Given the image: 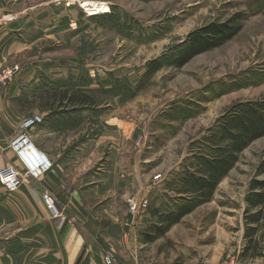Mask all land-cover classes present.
Here are the masks:
<instances>
[{"label": "rangeland", "instance_id": "1", "mask_svg": "<svg viewBox=\"0 0 264 264\" xmlns=\"http://www.w3.org/2000/svg\"><path fill=\"white\" fill-rule=\"evenodd\" d=\"M45 2L50 7L45 5L43 9L53 8L59 15L53 18V23L61 24L70 13L67 19L70 31L44 33L38 38L22 34L18 40L21 31L13 30L12 38L18 43H28L29 47L14 54L10 65L0 70V78L4 69L18 64L39 59L42 65L46 59H59V63H53L54 67L70 66L74 70L69 68L68 73H61L64 76L59 84L42 78L43 89L39 92L56 91L55 86L60 87L57 91H81L95 106L52 112V115L66 113L77 123L76 129L64 133L66 136L60 141L45 135L37 144L43 143V149L55 154H68L73 143L78 146L87 138L96 137L102 143H93L92 149L89 148L96 161L84 162L82 166V170L95 171L100 163L98 157L108 152L116 130L122 128V133L138 136L137 158L142 162H133V166L120 172L123 181L131 177L132 187L119 191L115 205L105 200L97 207L108 206L109 211L129 215V201L135 202V213L124 223L128 232L124 240L129 249L124 256L133 263L137 260L164 264L229 261L243 264L238 256L245 245V200L250 182L264 180V172L259 174L264 163V137L238 153L237 161L207 201L182 193L186 186L181 178L199 171L201 155L211 154L214 146L210 137L216 140L221 137L222 119L236 104L264 102V0H6L5 3L13 13H21ZM87 2L105 7L106 13H90ZM236 15H243L244 19L234 38L192 58L182 68L172 66L181 53L178 47L190 32L210 23H225ZM11 21L20 25L22 19ZM154 60L160 61L161 69L145 76V67ZM19 70L18 67L1 84L12 81ZM35 93L31 92L26 99L32 100ZM21 113L27 119L40 112L34 108ZM148 140L155 144L153 149ZM100 147L106 150L100 152ZM184 205L189 207L188 214L177 223H167L171 213L178 210L175 206ZM250 264H264V257Z\"/></svg>", "mask_w": 264, "mask_h": 264}, {"label": "crops", "instance_id": "2", "mask_svg": "<svg viewBox=\"0 0 264 264\" xmlns=\"http://www.w3.org/2000/svg\"><path fill=\"white\" fill-rule=\"evenodd\" d=\"M5 2L6 0H0V70L4 65H10L9 61L15 57L14 54L25 46L29 47L28 43H18L12 38L13 30L21 31L18 40L22 38V34L38 38L44 33L53 35L54 32L70 31L67 27L70 13L67 12V17H63L67 22L53 23V18H59V15L53 12V8L43 9L48 4L46 2L21 13H13ZM86 7L92 14L106 13L105 7L93 2H87ZM18 18L22 19L20 25L11 21ZM72 59L74 58L67 60ZM59 61L54 58L46 59L44 64L39 65L40 61L36 59L18 64L20 70L13 75V80L0 85V168L16 164L9 146L21 133L20 125L24 120L21 112L34 108L40 112L34 116H38L41 122L27 130L28 142L52 163V168L40 181L25 183L10 194L0 187V264H104L107 254H111L122 264H133L124 256L129 250L124 240L128 234L124 223L132 216L109 211L108 206L97 207L105 200L108 204L115 205L118 203L119 191H128L132 187L131 177L127 176L126 181H123L121 173L126 167L133 166V162H142L140 157L137 158L140 139L138 136L122 133V128L120 131L116 130L110 149L98 157L100 163L95 171L82 170V166L85 165L84 162L96 161L89 153L93 143H102L96 137L87 138L82 141L84 144L78 146L73 143L68 154H55L43 149V143L38 145L37 141H41L45 135L59 138L60 141L66 136L64 133L73 131L77 126L66 113L52 115L56 108L46 110L40 106V102L33 103L40 96L37 94L46 93L39 92L43 89L40 82L42 78H50L59 84L64 76L61 73L74 70L70 66L61 69L54 67L53 63ZM53 88L60 90L59 86ZM34 91L37 93L32 96L33 99H26ZM60 109L62 108H57ZM147 143L154 148L155 144L153 146L151 140ZM99 150L101 152L106 149L100 147ZM45 191L53 196L56 207L67 218L62 228L57 227L56 221L51 218L40 199Z\"/></svg>", "mask_w": 264, "mask_h": 264}, {"label": "trees", "instance_id": "3", "mask_svg": "<svg viewBox=\"0 0 264 264\" xmlns=\"http://www.w3.org/2000/svg\"><path fill=\"white\" fill-rule=\"evenodd\" d=\"M243 19V15H236L225 23H210L190 32L178 47L181 53L174 59L172 66L182 68L192 58L223 46L241 31ZM161 66L159 60L150 62L145 67V76H152L161 69ZM33 101L40 102V106L46 110L92 109L95 106L90 97L81 91L71 89L49 91ZM220 133L221 137L217 140L214 136L210 137L209 141L214 146L211 145V154L201 155L199 171L187 173L181 178L186 186L182 193L192 195L199 201L211 198L219 182L237 161L239 152L251 142L264 137V102L236 104L232 112L222 119ZM261 172H264V163L260 166L259 174ZM245 201L243 236L245 245L238 256V261L250 264L264 257V180L250 182L249 194ZM175 208L178 210L171 213V219L167 222L169 224L179 222L189 212V207L185 205Z\"/></svg>", "mask_w": 264, "mask_h": 264}, {"label": "built area", "instance_id": "4", "mask_svg": "<svg viewBox=\"0 0 264 264\" xmlns=\"http://www.w3.org/2000/svg\"><path fill=\"white\" fill-rule=\"evenodd\" d=\"M5 70V71H4ZM2 71L3 78H0V85L7 78L11 77L18 67L4 69ZM41 119L38 116L24 119L20 125L21 133L11 141L10 150L12 151L16 164H8L0 168V187L6 193L16 192L23 184L30 183L31 181H40L42 177L50 171L52 163L49 158L41 152H38L28 142L26 135L27 130L35 127ZM40 199L45 207L50 212L51 218L56 221L57 227L62 228L66 223L67 218L62 211L58 210L55 205L53 196L45 191L40 195ZM136 204L133 200L129 201L130 215L136 211ZM104 264H122L111 255L107 254L104 257ZM133 264H164V263H147V262H134ZM198 264H213L209 262H202ZM223 264H237L235 261H229Z\"/></svg>", "mask_w": 264, "mask_h": 264}]
</instances>
